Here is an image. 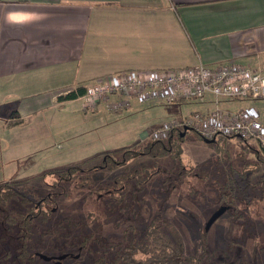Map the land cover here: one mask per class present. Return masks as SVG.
Masks as SVG:
<instances>
[{
    "label": "crops",
    "instance_id": "obj_1",
    "mask_svg": "<svg viewBox=\"0 0 264 264\" xmlns=\"http://www.w3.org/2000/svg\"><path fill=\"white\" fill-rule=\"evenodd\" d=\"M198 64L264 74V0H0V182L10 162L53 148L41 139L88 159L131 146L105 130L115 97L89 112L59 96L115 72Z\"/></svg>",
    "mask_w": 264,
    "mask_h": 264
},
{
    "label": "rangeland",
    "instance_id": "obj_2",
    "mask_svg": "<svg viewBox=\"0 0 264 264\" xmlns=\"http://www.w3.org/2000/svg\"><path fill=\"white\" fill-rule=\"evenodd\" d=\"M212 101L211 96H206L202 100L178 104L131 102L130 109L117 112L115 122L105 126V130L114 131L110 135L121 140L114 139L119 146L131 145L125 148L130 153L124 156L125 152L120 150L117 160H122V155L127 158L134 152H141L143 144L156 141L153 134L164 122L181 116L185 118L194 112L208 114L216 107ZM249 106H257L256 109L263 113L264 99H220L218 105L220 110L227 112ZM92 126L91 122L85 123L86 128ZM175 130V134L183 132L181 127ZM37 142L51 144L53 148L41 154L20 156L22 161L18 165L10 162L3 172L4 177L8 175L10 178L0 182V185L5 184L20 192L28 190L25 196L30 199L29 194L35 195V200L50 197L49 204L44 205L43 214L33 219L32 232L29 233L30 245L38 254L61 257L60 253L70 251L72 238L87 232V228L94 237L103 233L105 238L130 231L132 224L140 232V228L156 216L171 224L170 232L176 233L187 253L195 248L200 250L202 239L210 248L225 247L233 239L243 243L247 250H251L254 243L264 240V163L259 160L264 157H260L262 154H259L260 150L254 142L219 138L208 144L195 132L188 131L177 145L181 149L178 160L172 155L157 161L138 156L111 172H94L88 188L82 186V181L76 180L56 189L47 186L53 182L52 177L44 180H35V177L74 162L78 165L90 158L73 145L69 147L70 143H65V146L61 140L54 143L50 139H41ZM105 143L112 145L110 140ZM141 167L148 172L142 185L129 180L124 191L119 188L117 191L115 187L112 190L116 192L113 197L121 200L127 209L121 204L118 208L122 206L123 209L110 213L114 205L106 192L111 189L112 177L116 175L121 179L129 169ZM32 178L30 183L22 184ZM51 193L54 198L49 196ZM224 194L230 196L225 199L222 197ZM19 202L16 199V203L12 204L18 209ZM221 206H228V210L205 232L207 220ZM7 214L6 211L0 213V236L4 243V236L10 233L6 230L9 225L2 220ZM14 228L11 234L16 235Z\"/></svg>",
    "mask_w": 264,
    "mask_h": 264
},
{
    "label": "trees",
    "instance_id": "obj_3",
    "mask_svg": "<svg viewBox=\"0 0 264 264\" xmlns=\"http://www.w3.org/2000/svg\"><path fill=\"white\" fill-rule=\"evenodd\" d=\"M83 93L84 87H80L59 96L58 100H73L82 96ZM180 134L181 132H176V134L171 132L165 141L147 142L141 146L143 149L141 152H134L127 158L124 156L130 152L122 149L125 152L124 156L122 155V160H117L120 150L106 152L78 165L73 164L64 168L45 171L36 176L35 180L52 177L53 182L47 185L50 189L60 188L64 183H71L76 180L82 181L84 183L82 186L88 188V183H90L94 172H111L138 156H146L152 161H157L166 155H172L178 160L181 154V149L177 146L182 139ZM260 153L262 154L260 157L263 158L264 153L262 151ZM259 160L264 163V159L261 160L260 158ZM147 174V169L141 167L129 169L121 179L116 175L112 177L111 189H107L106 192L114 205L109 211L110 213L114 214L117 210L123 209L122 206L118 208L123 202L113 197L116 194V192H112L114 187L117 191L119 189L124 191L127 189L126 182L129 180H133L137 185H142ZM33 179H27L22 184L25 186ZM22 184H19L20 187H24ZM27 191L20 192L5 184L0 185V213L5 211L8 213L2 220L5 225H9L6 230L10 232L4 236L5 243L0 236V264H34L35 262H39V264H264V240L254 243L251 250H247L243 243L235 242L233 239H230L225 247L220 248H210L207 242L202 239L200 250L195 248L191 253H187L183 242L176 233L170 232L171 224L158 216L153 218L145 227L140 228V232L135 230L132 224L130 231L126 230L127 232L122 235L113 234L106 238L103 233L94 237L88 232L89 228L86 225L87 232H84L85 234H77L72 238L69 244L70 251L60 253L61 256H65L63 259L59 260L52 255L38 254L30 245L31 234L29 233L32 232L33 219L38 217L37 215L43 214L44 205L49 204L50 197L35 200V195L29 194L31 195L30 199L25 196ZM227 195L230 196V194H224L222 197L227 199ZM49 196L54 198L52 193ZM16 199L20 200L18 209L14 205ZM8 205L10 206L8 207ZM123 205L125 206V204ZM13 227H15L17 236L11 234ZM8 235L11 237L8 238ZM41 255L49 259L44 260L40 258Z\"/></svg>",
    "mask_w": 264,
    "mask_h": 264
},
{
    "label": "built area",
    "instance_id": "obj_4",
    "mask_svg": "<svg viewBox=\"0 0 264 264\" xmlns=\"http://www.w3.org/2000/svg\"><path fill=\"white\" fill-rule=\"evenodd\" d=\"M211 96L216 106L208 114L194 112L158 126L157 140H165L173 130L188 128L202 140L238 139L254 142L264 153V113L253 107L234 112L220 110V99H264V74L229 64L209 68L203 64L166 70H130L108 74L90 82L79 96L83 109L93 112L101 100L106 110L130 109L131 102L178 104ZM176 131V130H175Z\"/></svg>",
    "mask_w": 264,
    "mask_h": 264
},
{
    "label": "water",
    "instance_id": "obj_5",
    "mask_svg": "<svg viewBox=\"0 0 264 264\" xmlns=\"http://www.w3.org/2000/svg\"><path fill=\"white\" fill-rule=\"evenodd\" d=\"M190 131L188 128L184 127L183 128V132H181L180 137L182 138L186 132ZM206 143L208 144H212L215 142V140H204ZM226 210H228L227 206H221L220 208H218L207 220L205 226H204V231L207 232L209 230V228L211 227V225L217 220L219 219L225 212ZM65 256H61L58 257L57 259H63ZM40 258L44 259V260H48L49 258L41 255Z\"/></svg>",
    "mask_w": 264,
    "mask_h": 264
},
{
    "label": "flooded vegetation",
    "instance_id": "obj_6",
    "mask_svg": "<svg viewBox=\"0 0 264 264\" xmlns=\"http://www.w3.org/2000/svg\"><path fill=\"white\" fill-rule=\"evenodd\" d=\"M228 207V206H227Z\"/></svg>",
    "mask_w": 264,
    "mask_h": 264
}]
</instances>
